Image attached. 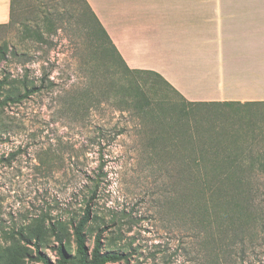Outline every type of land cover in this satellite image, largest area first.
Here are the masks:
<instances>
[{
	"label": "rangeland",
	"instance_id": "374dc122",
	"mask_svg": "<svg viewBox=\"0 0 264 264\" xmlns=\"http://www.w3.org/2000/svg\"><path fill=\"white\" fill-rule=\"evenodd\" d=\"M220 2L239 4L237 11L264 0H206ZM1 25L0 80L12 87L46 76L53 84L1 116L0 247L26 250L18 236L29 223L48 227L63 218L64 244L74 253L70 220L97 184L93 203L109 228L106 246L128 254L108 264H264V223L241 235L232 227L223 234L216 218L202 226L172 176L191 151L233 162L249 171L264 217V103L188 105L163 89L147 113L129 107L111 85L125 82L119 60L109 44L98 49L103 38L82 0H23L14 21ZM62 103L68 117H57ZM95 228L86 229L91 248ZM42 244L56 260L54 238Z\"/></svg>",
	"mask_w": 264,
	"mask_h": 264
},
{
	"label": "crops",
	"instance_id": "0c3cea01",
	"mask_svg": "<svg viewBox=\"0 0 264 264\" xmlns=\"http://www.w3.org/2000/svg\"><path fill=\"white\" fill-rule=\"evenodd\" d=\"M88 1L131 68L161 73L190 101L264 102V2ZM10 10L0 0V24Z\"/></svg>",
	"mask_w": 264,
	"mask_h": 264
},
{
	"label": "trees",
	"instance_id": "16d2710c",
	"mask_svg": "<svg viewBox=\"0 0 264 264\" xmlns=\"http://www.w3.org/2000/svg\"><path fill=\"white\" fill-rule=\"evenodd\" d=\"M20 1L23 2V0H11L10 21L0 24L1 26L9 25L14 21L16 3ZM82 1L103 38L101 40L99 38L98 49H103L106 52L105 44H109L112 53L119 60L117 68L124 76L125 82L121 85H111L114 92L120 93V98L129 107H135L147 113L151 109L156 94L163 89L175 92L188 105L195 103H264L250 101L205 102L186 99L161 73L149 69L131 68L118 51L89 1ZM53 15L54 11L49 10L45 17L52 18ZM0 58L5 59V54H0ZM16 83L12 87H7V77L0 80V120L8 105L20 102L46 88L49 89L53 84L52 81L47 80L46 76L41 77L39 81L28 80L27 77H24L18 79ZM69 114L70 106L62 103L57 110V117H68ZM182 159L186 162V166L178 170L177 173L173 172L172 176L176 181L185 185V201L190 204L189 210L199 224L210 226V220L216 218L220 220L218 227L223 231V234H226L232 227L234 233L241 235L249 228L253 229L262 225L261 222L264 223L260 207L256 204L258 187L250 184L251 178L247 169L234 166L233 162L224 165L226 160L219 161L216 157L203 151L188 152ZM97 196L98 185L94 184L88 188L83 206L76 214L77 217H72L70 220L75 241L74 253L68 252L64 244L63 230L66 229L67 223L63 218H57L55 222H50L48 227H42L39 219L36 220L38 221L36 225L29 223L25 231L19 233L18 237L27 244L26 250L17 243L8 247H0V264H25L24 259H27L26 264H108L109 262L127 260L126 252L121 249L116 251L106 246V232L109 228L94 207L93 202ZM259 215L261 216L259 217ZM93 223H96V233L91 248L87 242L86 229ZM47 237H52L57 242V245L54 246L58 257L56 260H53L42 249V243L47 240ZM223 240L221 238V242Z\"/></svg>",
	"mask_w": 264,
	"mask_h": 264
}]
</instances>
